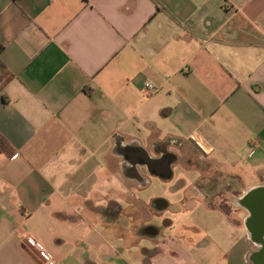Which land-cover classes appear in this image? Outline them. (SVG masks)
<instances>
[{
  "label": "crops",
  "instance_id": "crops-1",
  "mask_svg": "<svg viewBox=\"0 0 264 264\" xmlns=\"http://www.w3.org/2000/svg\"><path fill=\"white\" fill-rule=\"evenodd\" d=\"M0 43V264H44L29 239L57 264H264L244 204L264 188V0H0ZM145 141L236 182L229 208L191 195L219 221L144 224L135 191L110 198L136 183L116 145Z\"/></svg>",
  "mask_w": 264,
  "mask_h": 264
},
{
  "label": "rangeland",
  "instance_id": "rangeland-1",
  "mask_svg": "<svg viewBox=\"0 0 264 264\" xmlns=\"http://www.w3.org/2000/svg\"><path fill=\"white\" fill-rule=\"evenodd\" d=\"M144 144L149 148L146 150L151 153L153 150L150 149V145L146 141ZM164 145L166 146L167 150L175 153L179 157L177 166L171 168L173 179L166 180L164 178H157L152 176L155 174H151L146 167L138 166V172L145 178L142 188H139L140 185L137 184L138 182L134 184H130L128 182V186H126L122 180H119V178L115 177V180H110L109 182L107 181L110 198L113 199L115 195H118V202H121V204L125 207L128 204V198H126L124 195L125 190L135 191L137 197L144 202V205H148L147 209H145L146 212H144L142 215L144 224H146L147 221H150L153 213H162L159 218L160 220L177 219L180 224L183 222L185 224H193L196 221L197 223H202L204 221H219L220 216L215 214L211 215V213H208L207 208L200 201V198L192 197L191 195L200 196L203 194L204 197L206 191L208 196L205 197V199L208 200V202H211V204L215 203L221 207L229 208L228 206L232 205L233 199L235 198H232V195L229 194V196H226L227 200H221L220 197L216 195L219 193L221 187L223 190H225L229 184H233L234 188L236 189V182H220L216 180L217 175L215 176V174H218V171L215 166L207 163L205 160L197 156L192 157V166L184 165L183 163L185 162V158H189V155L185 154L182 149L178 150L172 147L167 148L169 145L165 143ZM185 155L188 157H184ZM205 172H209L214 175L211 181L206 182L202 180L203 173ZM134 185H136V187ZM157 199H164L171 209L166 211L162 210L163 208H157L154 204V200ZM178 206L181 209L182 207H185L187 210L189 209V214L185 212L184 214H173L172 211L177 210Z\"/></svg>",
  "mask_w": 264,
  "mask_h": 264
},
{
  "label": "flooded vegetation",
  "instance_id": "flooded-vegetation-1",
  "mask_svg": "<svg viewBox=\"0 0 264 264\" xmlns=\"http://www.w3.org/2000/svg\"><path fill=\"white\" fill-rule=\"evenodd\" d=\"M173 143H175V146L170 145V147L178 149V150L183 148L182 144H180L179 142H173ZM168 147L169 146H167V148ZM153 150L157 154V158L159 160H161V162L158 163L156 166L152 165L151 170L153 172L151 174L158 175L164 179L168 178V180L173 179L172 172H171L170 176L165 175L164 172H165L166 168L163 165V161L166 160L167 163H169L170 168H174L175 166H177V164L179 162V157L175 153L167 150L165 145L156 146ZM142 151H143V149L141 147H139L138 145L127 144L126 146H123L121 144V142H118V144L116 145V148H115V152L117 154H119L120 156H122V158H123L124 169L127 172V175L129 177L134 178L135 181L141 185L143 184V181L145 178L139 174L137 168H138V166L146 167L145 161L143 159L144 157H143ZM197 152H196V154H199ZM188 155H189V158H187V159L185 158V162L183 163L184 165L192 166L193 165L192 164L193 163V159H192L193 156H197L200 158L199 155H195L194 153L188 154ZM184 157H188V156L185 155ZM201 159H203L202 156H201ZM152 176H154V175H152ZM233 189H234L233 184L227 185L228 194L232 195L231 191H233ZM231 197L233 198L234 196L232 195ZM233 203H234V199H233ZM155 206L158 207L159 205L155 204Z\"/></svg>",
  "mask_w": 264,
  "mask_h": 264
},
{
  "label": "water",
  "instance_id": "water-1",
  "mask_svg": "<svg viewBox=\"0 0 264 264\" xmlns=\"http://www.w3.org/2000/svg\"><path fill=\"white\" fill-rule=\"evenodd\" d=\"M189 143L204 157H206L203 150L200 148V146L194 142V140H189ZM143 159L145 161V166L147 170L152 173L151 170L152 165L156 166L158 163L161 162L159 159H154L150 156V154L143 149ZM163 165L165 166V175L170 176L171 175V168L169 163H167L166 160L163 161ZM154 204L159 205L157 208H166L167 203L164 199H157L154 201ZM244 204L249 207L253 213V222L255 223L256 230L258 232L264 233V188H256L251 190V192L248 193V195L244 199Z\"/></svg>",
  "mask_w": 264,
  "mask_h": 264
},
{
  "label": "built area",
  "instance_id": "built-area-1",
  "mask_svg": "<svg viewBox=\"0 0 264 264\" xmlns=\"http://www.w3.org/2000/svg\"><path fill=\"white\" fill-rule=\"evenodd\" d=\"M4 77L0 74V95L3 92L4 89ZM146 88L150 91H154L155 88L152 84H146ZM28 244L32 247H34L40 254L42 261L44 264H57V262L54 260V258L38 243L33 241L32 239L28 240Z\"/></svg>",
  "mask_w": 264,
  "mask_h": 264
},
{
  "label": "trees",
  "instance_id": "trees-1",
  "mask_svg": "<svg viewBox=\"0 0 264 264\" xmlns=\"http://www.w3.org/2000/svg\"><path fill=\"white\" fill-rule=\"evenodd\" d=\"M3 50H4V46L0 43V55L2 54ZM8 148H9L8 142L3 137H0V151L7 150Z\"/></svg>",
  "mask_w": 264,
  "mask_h": 264
}]
</instances>
